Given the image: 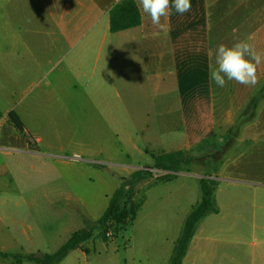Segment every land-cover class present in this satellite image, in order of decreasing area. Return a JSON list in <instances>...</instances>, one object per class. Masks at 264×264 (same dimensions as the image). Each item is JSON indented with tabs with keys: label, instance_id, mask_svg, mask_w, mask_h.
Wrapping results in <instances>:
<instances>
[{
	"label": "rangeland",
	"instance_id": "1",
	"mask_svg": "<svg viewBox=\"0 0 264 264\" xmlns=\"http://www.w3.org/2000/svg\"><path fill=\"white\" fill-rule=\"evenodd\" d=\"M41 86L0 80V246H7L8 253L53 254L73 233L88 228L94 239L60 264H164L173 230L181 235L185 219L202 199L200 180L211 179L218 183L215 195L221 213L203 221L212 238L209 253L217 255L218 264L237 253L241 260L242 254L264 255V191H255L264 188V98L253 119L250 111L259 88L245 99L229 132L204 141L201 151L198 146L191 150L202 164L183 167L170 181H157L143 191L135 187L132 195L136 192L138 199L132 201L127 193L132 173L154 169V156L175 149L179 142L166 143L156 113L144 132L147 114L137 104L140 100L129 94L125 110L115 91L110 126L103 121L104 106L94 113L83 96L69 100L68 109L60 106L41 115L32 104ZM231 88L226 83L225 89ZM8 109L18 114L24 133L8 119ZM152 173L157 180L168 178L160 170ZM119 189L128 210L141 207L143 198L148 202L130 225H113L105 242L97 221ZM168 227L171 240H166Z\"/></svg>",
	"mask_w": 264,
	"mask_h": 264
},
{
	"label": "crops",
	"instance_id": "2",
	"mask_svg": "<svg viewBox=\"0 0 264 264\" xmlns=\"http://www.w3.org/2000/svg\"><path fill=\"white\" fill-rule=\"evenodd\" d=\"M134 1L141 12V26L113 34L110 12L114 0H0V80L5 77L15 82L41 83L32 103L41 115L60 106L68 109L69 100L86 97L94 113L104 106L107 117L103 121L108 125L112 91L125 110L130 94L140 100L137 104L147 114L144 132L149 130L151 114L156 113L159 133L167 138L166 143L179 142L178 147L165 153L191 151L229 132L245 99L264 85V62L258 66V83L242 89L235 81H228L231 89L216 86L210 77V65L215 66L214 54L220 44L231 46L248 40L264 52V0H191V10L183 15L170 9L171 15L161 20L163 27L154 26L142 12L139 0ZM12 112L16 113L8 109V117ZM41 141L39 138L36 143ZM170 180H157L154 175L136 188L143 191L157 181ZM255 191L260 195L264 188ZM137 199L135 192L132 201ZM140 202L138 210L148 199ZM160 206H164L162 202ZM220 213L219 208L213 215ZM204 220L197 227L183 264H218L217 255L209 253L212 238L207 235L209 227L203 225ZM208 226H213L212 222ZM169 231L170 227L166 240H171ZM173 231L164 264H169L180 236ZM0 250L9 252L7 246H0ZM242 255V260L238 253L221 258L219 264H258V259L264 264V255ZM26 262L0 260V264Z\"/></svg>",
	"mask_w": 264,
	"mask_h": 264
},
{
	"label": "trees",
	"instance_id": "3",
	"mask_svg": "<svg viewBox=\"0 0 264 264\" xmlns=\"http://www.w3.org/2000/svg\"><path fill=\"white\" fill-rule=\"evenodd\" d=\"M142 16L134 0H123L114 5L110 12V27L111 33L116 34L132 28L141 26ZM264 98V85L260 90V94L254 97L250 102L251 119L256 115V110L260 101ZM1 117V115H0ZM10 121L15 127L24 133V125L19 116L12 112L9 114ZM201 151L202 146L197 147ZM192 151H177L154 156L156 165L154 169L169 173L165 177H171V174L180 173L183 167L191 166L194 163H203L200 158L191 155ZM153 177L152 169L136 171L131 180L128 182L131 185V191L127 192L133 196L135 187L144 180ZM127 185V182L125 183ZM217 181L211 179H201L200 187L202 192L201 201L193 208L191 213L185 220L182 233L178 238L169 264H183L187 255L189 245L195 235L200 222L211 214H218L219 208L215 199ZM123 189L117 190L110 200L109 206L101 218L97 221L98 227L102 231V238L105 242L109 241L108 231L113 227L130 225L136 218L138 207L131 209L124 208L121 204ZM94 239V231L92 229H81L72 234L71 238L57 252L46 254L42 257L35 255L11 254L0 250V260L33 262L36 264H60L67 256L82 247L87 242Z\"/></svg>",
	"mask_w": 264,
	"mask_h": 264
},
{
	"label": "clouds",
	"instance_id": "4",
	"mask_svg": "<svg viewBox=\"0 0 264 264\" xmlns=\"http://www.w3.org/2000/svg\"><path fill=\"white\" fill-rule=\"evenodd\" d=\"M144 14L151 23L163 27L161 20L171 15L170 9L183 15L191 10V0H139ZM215 66L210 65V77L218 87H225L228 81L245 86L258 83V66L264 62V52L258 51L248 40L237 41L231 46L220 44L215 50Z\"/></svg>",
	"mask_w": 264,
	"mask_h": 264
},
{
	"label": "built area",
	"instance_id": "5",
	"mask_svg": "<svg viewBox=\"0 0 264 264\" xmlns=\"http://www.w3.org/2000/svg\"><path fill=\"white\" fill-rule=\"evenodd\" d=\"M123 0H114V2L117 4V3H120V2H122ZM109 233H108V237H109Z\"/></svg>",
	"mask_w": 264,
	"mask_h": 264
}]
</instances>
